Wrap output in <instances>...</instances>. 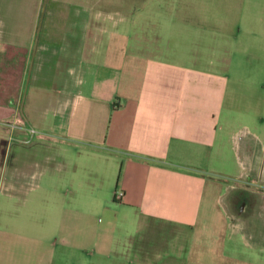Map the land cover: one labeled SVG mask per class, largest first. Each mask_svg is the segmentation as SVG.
I'll list each match as a JSON object with an SVG mask.
<instances>
[{
    "label": "crops",
    "instance_id": "obj_1",
    "mask_svg": "<svg viewBox=\"0 0 264 264\" xmlns=\"http://www.w3.org/2000/svg\"><path fill=\"white\" fill-rule=\"evenodd\" d=\"M176 1L148 15L161 40L151 50L135 37L139 12L116 20L83 0L75 39L53 54L34 51L38 6L25 38L7 40L0 18L23 71L32 51V67L49 64L30 72L28 101L0 98V264H255L236 255L239 235L259 245L253 216L227 213L217 176L230 61L197 40L205 8Z\"/></svg>",
    "mask_w": 264,
    "mask_h": 264
},
{
    "label": "rangeland",
    "instance_id": "obj_2",
    "mask_svg": "<svg viewBox=\"0 0 264 264\" xmlns=\"http://www.w3.org/2000/svg\"><path fill=\"white\" fill-rule=\"evenodd\" d=\"M83 1L89 5H99L113 12L117 11L116 20L121 14L125 19L132 21L136 18V12H139V22L144 29L137 30L140 43L142 47H145L146 43V48L150 50L155 49L161 40L150 30V22L154 20L148 15L156 12L165 15L168 8L172 9L177 5L176 0H114V3L111 0ZM76 2L80 0H0L4 36L7 40L25 38L26 29L33 15L32 7L38 6V32L34 51L39 42L45 46L44 54L48 52L53 54L59 48L58 38L65 34L66 38L73 42L76 29L83 22ZM201 8H205L204 12L206 11L204 20L211 23L197 40L201 38L219 45L220 51L230 61L221 112V120H225L226 126L223 136L225 148L220 159H217L219 162L217 168L221 171L217 176L228 185L227 189L225 187L221 189V193L224 194L222 200L227 213L237 215L239 220L253 216L252 223L246 228L255 232L253 234L259 245L249 250L245 244L249 242L247 233L245 239L239 235L236 255L244 262L251 260L255 264H264V0H197L192 1L189 10L197 14ZM155 20H159V17ZM163 22L164 19H161V23ZM57 26L60 27L59 30ZM213 26L216 27L212 28ZM11 28H15L14 33H18L10 36ZM47 30L50 35L42 36V32ZM194 32L197 33V30ZM68 50L67 53L74 52L73 49ZM25 57L23 47H16L15 44L5 41L0 44L1 99L28 101L33 90L29 81L30 72L32 71V76L36 67L41 71L48 69L49 64L42 65L35 59L32 67L34 58L32 51L31 64L29 63L23 71ZM10 124L7 122L3 126L10 127ZM30 134L28 130V135ZM22 138H24L22 135L17 136V139ZM25 138L28 139L30 136ZM240 158L244 168L239 162ZM201 258L207 261L209 255H202Z\"/></svg>",
    "mask_w": 264,
    "mask_h": 264
},
{
    "label": "built area",
    "instance_id": "obj_3",
    "mask_svg": "<svg viewBox=\"0 0 264 264\" xmlns=\"http://www.w3.org/2000/svg\"><path fill=\"white\" fill-rule=\"evenodd\" d=\"M30 133H33V129H30ZM119 196H121L122 195V193L121 192H119V194H118Z\"/></svg>",
    "mask_w": 264,
    "mask_h": 264
},
{
    "label": "trees",
    "instance_id": "obj_4",
    "mask_svg": "<svg viewBox=\"0 0 264 264\" xmlns=\"http://www.w3.org/2000/svg\"><path fill=\"white\" fill-rule=\"evenodd\" d=\"M135 37L138 38V37H139V34L136 33ZM137 46H139V45H137ZM137 49H138V48H137Z\"/></svg>",
    "mask_w": 264,
    "mask_h": 264
},
{
    "label": "flooded vegetation",
    "instance_id": "obj_5",
    "mask_svg": "<svg viewBox=\"0 0 264 264\" xmlns=\"http://www.w3.org/2000/svg\"><path fill=\"white\" fill-rule=\"evenodd\" d=\"M257 189V188H256Z\"/></svg>",
    "mask_w": 264,
    "mask_h": 264
}]
</instances>
